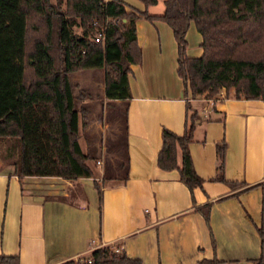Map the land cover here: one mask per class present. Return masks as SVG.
I'll return each mask as SVG.
<instances>
[{"label": "crops", "instance_id": "obj_1", "mask_svg": "<svg viewBox=\"0 0 264 264\" xmlns=\"http://www.w3.org/2000/svg\"><path fill=\"white\" fill-rule=\"evenodd\" d=\"M123 1L128 10L145 9L140 0ZM163 11L164 0L147 7L151 15ZM135 29L141 60L130 64V97L108 102L99 68L100 111H87L84 152L99 172L88 160L91 177H19L0 140V254L18 255L19 264H57L107 245L141 264H197L213 257L219 264H264V101L225 88L212 98L185 95L171 27L139 17ZM185 38L187 55L200 56L193 22ZM192 113L188 150L202 183L190 190L178 169H161L157 157L162 130L181 134ZM219 142L225 145L224 180L215 178ZM75 183L81 196L56 197ZM205 203L207 221L195 208Z\"/></svg>", "mask_w": 264, "mask_h": 264}, {"label": "trees", "instance_id": "obj_2", "mask_svg": "<svg viewBox=\"0 0 264 264\" xmlns=\"http://www.w3.org/2000/svg\"><path fill=\"white\" fill-rule=\"evenodd\" d=\"M140 1L144 10H128L123 0H0V140H5V156L13 157L19 177L93 176L89 155L79 144V112L69 74L102 68L107 101L128 99L130 64L141 60L135 29L139 17L160 18L171 27L185 95L212 97L221 88H233L235 97L264 101V0H164L158 16L147 12L156 0ZM191 22L202 39L197 57L186 53L185 34ZM101 26L103 36L96 41ZM193 115L181 134L162 130L157 157L161 169L177 168L190 190L202 183L188 150ZM224 148V142L216 145L219 176L215 178L220 180H224ZM94 185L100 201V182L94 180ZM209 206L195 207L206 221ZM258 232L262 234V227ZM0 264H19V257L0 254ZM57 264L141 261L103 245ZM197 264H219V260L203 258Z\"/></svg>", "mask_w": 264, "mask_h": 264}, {"label": "rangeland", "instance_id": "obj_3", "mask_svg": "<svg viewBox=\"0 0 264 264\" xmlns=\"http://www.w3.org/2000/svg\"><path fill=\"white\" fill-rule=\"evenodd\" d=\"M76 31L79 29L76 28ZM101 76L103 78L102 70L99 68L95 69H81L77 71H73L69 74L70 81L73 87V93L75 95V107L79 112V125H80V133L82 128V133L80 134L79 142L83 149V151L87 152L86 143L82 136L85 134L86 126H84L87 111H92L93 113H97L100 111V107L98 108L97 100L101 99V84L99 79L101 80ZM98 80V81H97ZM233 89V88H229ZM228 90V89H227ZM207 98H212L208 97ZM89 162L94 167V160H89ZM96 172H99L100 167H94ZM79 185L77 183L73 184L68 190V194L65 195L68 199L77 198L81 196V192H79ZM81 194V195H80ZM64 196V195H63Z\"/></svg>", "mask_w": 264, "mask_h": 264}, {"label": "built area", "instance_id": "obj_4", "mask_svg": "<svg viewBox=\"0 0 264 264\" xmlns=\"http://www.w3.org/2000/svg\"><path fill=\"white\" fill-rule=\"evenodd\" d=\"M96 22L94 21L93 22V24H95ZM102 33H103V27L101 26L100 27V30H98V33L95 35V40L96 41H99V40H101L102 39ZM98 163V162H97ZM113 249V251L114 252H116V253H120L121 251H120V248L119 247H117V246H115L114 248H112Z\"/></svg>", "mask_w": 264, "mask_h": 264}]
</instances>
